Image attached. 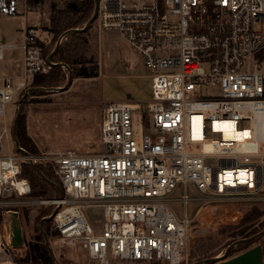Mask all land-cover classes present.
<instances>
[{"label":"built area","instance_id":"built-area-1","mask_svg":"<svg viewBox=\"0 0 264 264\" xmlns=\"http://www.w3.org/2000/svg\"><path fill=\"white\" fill-rule=\"evenodd\" d=\"M42 1L0 0V13H39ZM95 22L151 70V96L104 103L97 152L0 154V263L22 261L7 214L55 206L56 246L82 247L99 264H199L190 243L203 205L264 209V0H98ZM50 42V32L29 25L22 44L0 42V59L6 49L23 51L22 78L0 76V116L34 74L55 65L45 54ZM24 162L50 163L63 195L30 196ZM189 184L200 194L190 195ZM193 200L202 203L190 215ZM174 201L184 204L181 214ZM88 206L103 207L100 227Z\"/></svg>","mask_w":264,"mask_h":264},{"label":"rangeland","instance_id":"rangeland-1","mask_svg":"<svg viewBox=\"0 0 264 264\" xmlns=\"http://www.w3.org/2000/svg\"><path fill=\"white\" fill-rule=\"evenodd\" d=\"M52 1L54 0H43L38 7L39 13L33 11L26 15L0 13V42L22 44L27 25L35 27L40 36H44L46 31L50 32L52 42L53 36L50 31ZM56 2L57 7L65 4L63 0ZM89 38L93 61L89 66L97 67V75L72 77L68 82L69 70L65 67L67 74L60 84L48 87L45 91L33 92V88L29 86L28 93L16 92L13 100L6 104L5 115L0 116L2 136L0 154H21L16 147L12 130L22 98L21 115L25 118V128L38 147V151L33 154L62 148H72L79 153L97 152L100 149V121L106 101L130 100L147 103L151 93V70L146 64L121 50L116 44V33L100 30L96 22L89 29ZM22 56L21 49H6L4 58L0 59V76L4 77L11 73L14 64L15 68L20 66L21 70L20 76L15 74L14 79L17 81L22 78ZM65 85L67 86L63 90L55 89ZM261 146L264 149L263 143ZM194 149L199 151L200 146ZM187 191L190 195L200 194L193 184H189ZM180 192L179 190L176 194ZM201 203L202 201L198 200L190 201L187 204L189 214L193 215ZM172 205L180 214L185 208L184 204L178 201L172 202ZM45 207L51 208L52 211L55 209V206ZM258 207L262 210V215L244 234L264 221V209ZM251 208L252 204L246 202H211L202 206L197 216L198 220L191 230L190 243L191 254L199 264H214L205 262V259L223 254L234 241L246 237L231 235L230 231L223 232L222 228L228 224L239 225L245 213ZM41 210L42 207L30 206L22 211L21 221L26 242L35 239L39 234L43 218H39ZM85 213L92 225L100 227L104 218L102 206H88L85 208ZM261 231H264V228ZM51 236H49L50 245L58 264H99L91 260L82 247L70 245L57 247ZM256 243H262L264 246V232L251 246ZM239 252L230 254L229 251V256ZM0 264L14 263L6 261Z\"/></svg>","mask_w":264,"mask_h":264},{"label":"trees","instance_id":"trees-1","mask_svg":"<svg viewBox=\"0 0 264 264\" xmlns=\"http://www.w3.org/2000/svg\"><path fill=\"white\" fill-rule=\"evenodd\" d=\"M65 3L62 7H57L56 0L51 2V22L52 28L50 29L53 39L52 42L45 46V54H49L52 47L57 43L60 35L69 29L82 28L87 21L91 18L95 1L94 0H63ZM91 27V26H90ZM80 30L77 29L68 33L62 40L59 48L53 55V59L56 61L52 69L48 72L36 73L33 76L30 87L33 88V92L45 91L46 88L56 86L64 80L67 71L60 62L67 63L71 68L72 77L77 76H96L97 67L89 65L93 63L90 55V38L89 29ZM145 118L148 120V115L145 113ZM16 136L19 143L28 153L33 154L38 151V147L35 144L32 137L27 133L25 128L24 115H20L16 124ZM21 176L30 180L32 186V192L30 196L37 197H58L61 195L60 187L63 188L62 182L58 175L54 172V169L49 164L36 162H24L22 164ZM48 179L55 183H51ZM259 205L252 204V208L245 213L239 225L228 224L223 226L222 231H230L231 235L246 236L243 238H250L254 234L259 233L264 228V221H261L254 228L248 231L262 215V210ZM30 206H25L22 210L28 209ZM52 209L49 207H42L39 218L44 215H49ZM57 235L58 231L52 228V220H45L43 222V228L40 229L39 234L35 239L28 240V259L26 262L19 261L18 264H56L53 261L50 249L46 243V235ZM244 234V235H243ZM259 237V236H258ZM249 239L237 243L230 249V254L244 250L258 240Z\"/></svg>","mask_w":264,"mask_h":264},{"label":"water","instance_id":"water-1","mask_svg":"<svg viewBox=\"0 0 264 264\" xmlns=\"http://www.w3.org/2000/svg\"><path fill=\"white\" fill-rule=\"evenodd\" d=\"M95 1V7H94V11L93 14L91 16V18L87 21V23L85 24L84 27L82 28H73V29H69L64 31L60 37L57 40V43L53 49V51L49 54V59L51 60L53 58L54 53L57 51V49L59 48L63 38L70 32H73L77 29L80 30H86L88 29L94 22L96 19V15H97V10H98V0H94ZM57 64V63H55ZM61 65H64L68 70H69V80L68 82L71 81L72 79V72H71V68L69 67V65L67 63L64 62H60ZM67 85L65 86H58L55 87V89L57 90H63L66 88ZM30 88V87H29ZM29 88L26 90L25 93H28ZM32 88V87H31ZM26 96V94L24 95V97ZM22 110H23V98L22 100H20L19 103V109L17 112V116L14 120V125H13V130H12V134L15 140V144L16 147L19 151L23 152L24 154H29L19 143V140L16 136V124H17V120L20 117V115L22 114ZM32 164H35L34 162H31ZM49 182L51 183H55L52 180L48 179ZM60 192L61 195H63L64 191L63 188L60 187ZM55 213V209L47 216H44L42 218V222H41V228H43V222L45 220H52L53 216ZM5 230L6 232L9 233V241L12 244V246L19 250L21 252V260L23 262H26L28 259V254H27V249L25 247V237H24V233H23V226H22V221H21V217L19 215V213L17 211H10L7 214L6 217V222H5ZM262 232L261 231L259 233L254 234L252 237L250 238H241L238 239L236 241H234L232 244H230L227 249L225 250V253L222 257H210L205 259V262H212L214 264H264V246L262 243H256L255 245L248 247L247 249L233 255V256H229V251L230 249L235 246L237 243L241 242V241H245V240H249V239H255L256 237H258ZM46 235V243L50 249L51 255L53 257V261L58 264L56 262V259L54 257V253L52 251L51 245H50V240H49V236L47 234Z\"/></svg>","mask_w":264,"mask_h":264},{"label":"bare ground","instance_id":"bare-ground-1","mask_svg":"<svg viewBox=\"0 0 264 264\" xmlns=\"http://www.w3.org/2000/svg\"><path fill=\"white\" fill-rule=\"evenodd\" d=\"M227 124H229L228 126H229V130H231V129H233L234 127V125H233V122H228ZM233 135H234V132H226V136L227 137H233ZM239 135L241 136V135H243V136H248L249 135V131L248 130H246V131H243V132H241V133H239ZM243 136H241V137H243ZM240 174H241V172H240ZM242 175V177H244V175L243 174H241ZM229 177H231V175H229Z\"/></svg>","mask_w":264,"mask_h":264},{"label":"crops","instance_id":"crops-1","mask_svg":"<svg viewBox=\"0 0 264 264\" xmlns=\"http://www.w3.org/2000/svg\"><path fill=\"white\" fill-rule=\"evenodd\" d=\"M23 52V51H22ZM23 62V56H22V61H21V63ZM17 69H18V71H17ZM20 73H21V70H20V66H17V68H15V65L13 64L12 65V71H11V73H9V74H7V75H5L4 77H8V76H10V77H15V74H18L19 76H20ZM149 96H151V93H150V95ZM150 98V97H149ZM15 264V263H14Z\"/></svg>","mask_w":264,"mask_h":264}]
</instances>
